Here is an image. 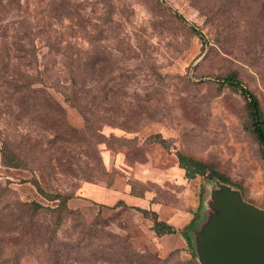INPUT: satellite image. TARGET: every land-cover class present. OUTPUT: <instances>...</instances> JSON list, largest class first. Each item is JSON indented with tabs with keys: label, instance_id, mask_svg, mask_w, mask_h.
Returning <instances> with one entry per match:
<instances>
[{
	"label": "rangeland",
	"instance_id": "374dc122",
	"mask_svg": "<svg viewBox=\"0 0 264 264\" xmlns=\"http://www.w3.org/2000/svg\"><path fill=\"white\" fill-rule=\"evenodd\" d=\"M228 75L264 118V0H0V264H199L177 153L264 209Z\"/></svg>",
	"mask_w": 264,
	"mask_h": 264
},
{
	"label": "water",
	"instance_id": "95a60500",
	"mask_svg": "<svg viewBox=\"0 0 264 264\" xmlns=\"http://www.w3.org/2000/svg\"><path fill=\"white\" fill-rule=\"evenodd\" d=\"M188 239L199 264H264V209L217 177L204 182Z\"/></svg>",
	"mask_w": 264,
	"mask_h": 264
},
{
	"label": "trees",
	"instance_id": "16d2710c",
	"mask_svg": "<svg viewBox=\"0 0 264 264\" xmlns=\"http://www.w3.org/2000/svg\"><path fill=\"white\" fill-rule=\"evenodd\" d=\"M222 82L228 84L231 87L239 89L241 94L247 99V109L252 120V130L255 134L260 147L264 151V118L261 114V109L259 102L255 95L247 90L239 81H237L233 76H226L222 79ZM178 166L184 170L185 177L187 179H192L195 176H202L204 179L212 178L213 176H218L216 171L209 168L204 162L194 159L193 157L184 155L182 153H177ZM64 203V199L62 200ZM144 214L148 212L145 209L141 210ZM152 213L153 227L157 234L163 233H174L176 229L165 223L164 221L158 220L157 215ZM192 223V222H191Z\"/></svg>",
	"mask_w": 264,
	"mask_h": 264
},
{
	"label": "crops",
	"instance_id": "0c3cea01",
	"mask_svg": "<svg viewBox=\"0 0 264 264\" xmlns=\"http://www.w3.org/2000/svg\"><path fill=\"white\" fill-rule=\"evenodd\" d=\"M177 170H178L179 173L182 172L184 178H186V177H185V174H184V170H183L182 168H180V167L178 166V164H177ZM186 179H187V178H186ZM142 202L145 204L144 201H142ZM144 204L140 206V207H142L141 209H145V208H147V209H145V210H148V208L151 209V210H152L151 212H154V213L157 215L158 220L164 221L165 223H167V224L173 226L176 230H178V226H176L175 224H173V223L171 222V220H166V219H164V218L158 216L157 207H155V206L150 207V206H146V205H144ZM140 207H139V208H140ZM199 207H200V202H199V205H198V208H197L196 212H194V213L192 214L191 219H188V223H191V222L193 223L194 220L197 218V216H198V211H199ZM191 209L194 210L193 208H191Z\"/></svg>",
	"mask_w": 264,
	"mask_h": 264
}]
</instances>
